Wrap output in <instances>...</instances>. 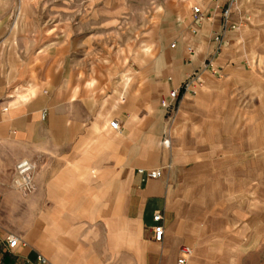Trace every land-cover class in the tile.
Returning a JSON list of instances; mask_svg holds the SVG:
<instances>
[{
	"label": "crops",
	"instance_id": "1",
	"mask_svg": "<svg viewBox=\"0 0 264 264\" xmlns=\"http://www.w3.org/2000/svg\"><path fill=\"white\" fill-rule=\"evenodd\" d=\"M214 2L218 20L222 2ZM25 33L0 32V264H37L39 255L47 264H178L181 258L186 264H264L262 168H251L248 156L222 159L218 153L188 152L175 161L161 147L163 125H169L161 111L133 108V98L122 107L105 95L104 85L94 84L97 78L86 76L84 61L67 51L59 56L52 45L42 49L38 30ZM201 42L204 55L212 54V45ZM195 57L179 62L163 92L182 87L204 67L206 57ZM222 64L218 58L212 66ZM153 76L139 82L151 92ZM199 78L203 87L195 97L187 93L184 105L188 97L207 105L227 85L208 71ZM204 113L182 109L173 124L184 133L193 118L199 131ZM224 113L217 120L222 125L248 123L244 112ZM114 120L119 131L110 127ZM24 158L39 166L30 194L10 186ZM139 169L162 170V177L148 179ZM159 210L162 242L153 235ZM10 234L20 239L13 250L6 247Z\"/></svg>",
	"mask_w": 264,
	"mask_h": 264
},
{
	"label": "rangeland",
	"instance_id": "2",
	"mask_svg": "<svg viewBox=\"0 0 264 264\" xmlns=\"http://www.w3.org/2000/svg\"><path fill=\"white\" fill-rule=\"evenodd\" d=\"M214 1L0 0V32L4 37L38 30L42 49L52 45L59 56L67 51L74 60L84 61L86 76L97 78L94 84L104 85V93L112 101L124 107L133 98V108L154 109V114L161 111L165 124L169 123L168 127L163 125L161 147L175 161L188 152L203 158L216 157V153L222 159L248 156L250 167H260L264 172V0H237L230 18L235 28L230 31L224 19L229 0H221L223 10L218 20L213 16ZM196 6L206 13L205 19L212 18L199 26L198 34L193 33L192 21ZM203 40L212 45V54L204 55L200 47ZM188 47L194 49V54L188 52ZM204 56L206 64L189 75L175 100L171 91L178 88L163 92L162 83L172 81L171 72L183 58L191 62L194 57L202 60ZM218 58L222 66L213 67ZM151 71L152 92L139 83ZM205 71L216 81L224 79L227 85L200 107L183 86L194 74L200 77ZM187 93L194 97H188L184 105L182 98ZM165 104H171L170 110ZM200 108L207 117H197L202 120L201 126L197 122L199 131H194L193 118L189 131L184 133L178 130V122L173 124L180 110ZM226 110H233L234 115L244 112L248 123L220 124L217 120L225 119L220 117ZM221 142L228 143L229 148L221 149ZM14 179L15 169L10 186L17 189Z\"/></svg>",
	"mask_w": 264,
	"mask_h": 264
},
{
	"label": "built area",
	"instance_id": "3",
	"mask_svg": "<svg viewBox=\"0 0 264 264\" xmlns=\"http://www.w3.org/2000/svg\"><path fill=\"white\" fill-rule=\"evenodd\" d=\"M237 0H229V4L227 9L224 11V19L226 21V27L228 29L235 28L234 25H230V18H231V12L232 9L235 7ZM194 10H192V21L196 26H200L203 23V20L206 18V13L201 10L199 7H194ZM194 34H198V30L193 29ZM217 40L220 41V37H217ZM175 47V46H174ZM188 52L190 54H194V49L192 47H188ZM203 85L202 80L199 78L197 74H194L190 80H188L187 83L184 84L183 88L186 92H189L192 95L197 94V90L199 87ZM180 93V88L173 89L171 91V98L172 100H175L177 96ZM166 110H170L171 104H165L164 105ZM8 107L4 109V111H7ZM42 118H46V112L43 113ZM110 127L114 131H119L121 129L120 123L116 120L112 121L110 123ZM37 170V164L36 162H33L31 160L25 159L21 160L16 164L15 168V187L17 190L21 191L24 194H29L33 192L35 185H34V174ZM138 172L143 175L144 177L148 179H159L162 177V170H145V169H139ZM153 235L154 240L156 242H162L163 238L165 236V226H164V215L159 210L154 212L153 214ZM20 245V239L13 234H10L8 236L7 246L9 250H13ZM185 254L192 255L193 250L189 248L184 249ZM186 259L181 258L178 261V264H186ZM37 264H47V260L44 256L39 255L38 260L36 262Z\"/></svg>",
	"mask_w": 264,
	"mask_h": 264
}]
</instances>
